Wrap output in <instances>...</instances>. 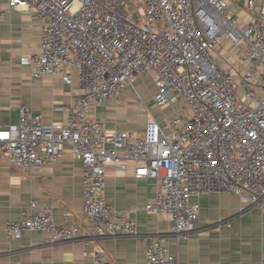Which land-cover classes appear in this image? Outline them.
<instances>
[{
	"label": "built area",
	"instance_id": "1",
	"mask_svg": "<svg viewBox=\"0 0 264 264\" xmlns=\"http://www.w3.org/2000/svg\"><path fill=\"white\" fill-rule=\"evenodd\" d=\"M42 23L38 52L23 56L34 78L76 75L72 104L47 122L30 107L0 127L2 160L28 173L55 165L66 148L82 164V221L55 224L53 206L30 200L4 230L18 239L44 231L55 247L63 242L132 236L146 244L145 264H178L168 241L187 240L206 192H227L264 212V0H0ZM236 54L238 67L213 56L216 45ZM150 76L151 101L170 114L157 117L134 82ZM1 84V82H0ZM126 86L146 109L142 131L109 129L93 116L98 104L119 101ZM157 180L158 193L141 210L171 222L165 232L141 233L140 210L117 208L105 194L106 171ZM65 216L68 212L65 210ZM221 223V221H219ZM230 226V222L225 223ZM93 264H116L96 252Z\"/></svg>",
	"mask_w": 264,
	"mask_h": 264
},
{
	"label": "crops",
	"instance_id": "2",
	"mask_svg": "<svg viewBox=\"0 0 264 264\" xmlns=\"http://www.w3.org/2000/svg\"><path fill=\"white\" fill-rule=\"evenodd\" d=\"M2 4L0 127L16 122L22 105L40 113L47 122L64 121L65 114L55 107L68 106L76 99V75L70 83L57 75L32 77L20 59L38 52L42 22L24 10L8 8L6 1ZM142 77L134 83L138 85ZM133 97L131 87L126 86L119 101L98 104L93 116L109 129L142 131L147 115H141ZM1 165L0 264H93V256L99 251L116 264H145L146 244L132 236L91 239L88 245L74 240L55 247L44 231H25L18 239L9 237L5 222L17 220L22 207L33 199L53 206L57 225L82 221V164L66 148L55 165L32 168L26 174L5 160ZM136 165L127 162L121 173L112 165L106 166L105 194L119 209H140L134 216L139 232H165L171 226L170 220L141 210L154 201L158 182L149 177L134 178ZM196 201L200 209L195 230L187 240L171 237L168 241L169 252L177 257L178 264H264V212L260 208L227 192H206ZM65 210L68 216L64 215Z\"/></svg>",
	"mask_w": 264,
	"mask_h": 264
},
{
	"label": "rangeland",
	"instance_id": "3",
	"mask_svg": "<svg viewBox=\"0 0 264 264\" xmlns=\"http://www.w3.org/2000/svg\"><path fill=\"white\" fill-rule=\"evenodd\" d=\"M126 6L127 9L131 12L135 11L136 12V6L133 2H129L127 0L126 2ZM213 56L216 58V60L221 63V64H225L230 63L231 65L238 67V63L236 61L237 56L236 54H234L233 56H230L229 54H227V48L224 47V45H216L213 49ZM134 85L137 88V91L140 95V97L145 101L146 105L148 106V108L151 110L152 113H154L157 117H162L165 116L167 114H170V111L172 110L170 107H162V108H158L157 106H155L153 104V102L151 101V96L154 92V88L153 85L151 83V80L147 77L144 76L142 77V79L139 80L138 85L136 83H134ZM134 94V93H133ZM135 98V94L134 97ZM136 104V108L138 109V107L140 108V113H142V116H146V109L144 106H142L140 103H135ZM138 116V114H137ZM142 116H140L142 118ZM139 117V116H138Z\"/></svg>",
	"mask_w": 264,
	"mask_h": 264
}]
</instances>
